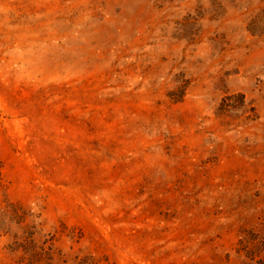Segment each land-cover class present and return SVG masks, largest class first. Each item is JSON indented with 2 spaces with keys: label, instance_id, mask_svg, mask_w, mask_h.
<instances>
[{
  "label": "rangeland",
  "instance_id": "374dc122",
  "mask_svg": "<svg viewBox=\"0 0 264 264\" xmlns=\"http://www.w3.org/2000/svg\"><path fill=\"white\" fill-rule=\"evenodd\" d=\"M0 264H264V0H0Z\"/></svg>",
  "mask_w": 264,
  "mask_h": 264
}]
</instances>
